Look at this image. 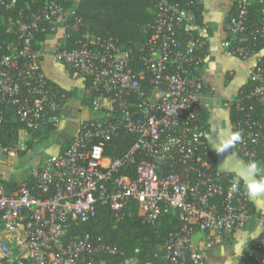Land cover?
<instances>
[{
	"label": "built area",
	"instance_id": "1",
	"mask_svg": "<svg viewBox=\"0 0 264 264\" xmlns=\"http://www.w3.org/2000/svg\"><path fill=\"white\" fill-rule=\"evenodd\" d=\"M17 3L0 0V7L11 10ZM251 5L252 0H233L223 23L231 36L227 53L242 60L252 55L248 35L264 31V16L259 27L249 29ZM199 7V0H156L154 20L134 48L83 31L78 10L55 0L21 8L7 19L9 38L0 43V130L8 114L27 132L58 127L67 93L44 74L46 56L86 80L83 94L96 116L80 119L64 149L32 167L16 186L7 187L0 174V264H106V257L122 255L101 237L70 233L72 223L90 219L98 206L120 219L124 206L136 203L147 225L178 214L180 227L143 264H207L218 235L254 217L243 180L214 167L206 139ZM58 32L61 46L44 45ZM248 82L235 102L231 125L242 139L234 148L263 170L264 120L252 112L264 107V56L250 68ZM231 103L226 102L229 108ZM126 136L132 142L122 156L106 153L111 139ZM17 151L0 144V157ZM257 218L264 229V214ZM197 232L206 234L195 243ZM122 264L140 263L129 256ZM235 264H264V230Z\"/></svg>",
	"mask_w": 264,
	"mask_h": 264
},
{
	"label": "crops",
	"instance_id": "2",
	"mask_svg": "<svg viewBox=\"0 0 264 264\" xmlns=\"http://www.w3.org/2000/svg\"><path fill=\"white\" fill-rule=\"evenodd\" d=\"M199 1L201 18L196 33L203 40L202 51L205 56L200 76L204 86L205 110L202 122L206 139L215 154V168L238 174L246 189L247 183L264 179V169L251 176L247 162L237 154L234 146L223 152H218L216 148L223 137L233 132L226 102L234 100L241 87L247 84L249 70L264 56V48L246 60L228 54L225 42L231 36L224 30L223 23L233 11V0ZM45 44L52 47L61 46L62 32L47 36ZM42 70L52 84L68 93L61 108V120L56 129L38 139H33L25 130H18V149H25V142L32 143L24 155L0 157V174L9 188L28 177L30 169L40 166L47 156L61 152L76 134L80 119L96 116L84 97V84L79 77L47 56L43 58ZM8 117L15 120L12 114H8ZM246 196L254 217L241 229L218 235L210 250L207 264H235L244 247L262 234L264 229L257 216L264 214V193L252 196L246 190ZM205 234L197 232L193 241H200Z\"/></svg>",
	"mask_w": 264,
	"mask_h": 264
},
{
	"label": "trees",
	"instance_id": "3",
	"mask_svg": "<svg viewBox=\"0 0 264 264\" xmlns=\"http://www.w3.org/2000/svg\"><path fill=\"white\" fill-rule=\"evenodd\" d=\"M63 7H75L82 17V30L88 31L93 36L111 38L116 44L124 48H134L140 44L146 36L145 30L153 22L155 17L154 4L156 0H55ZM185 2L186 0H182ZM263 1V0H262ZM42 0H18L15 8L5 10L0 7V43L9 38L7 33V19L14 17L21 8H38ZM233 12V11H232ZM197 22L201 18V6L195 10ZM264 16V5L259 0H252L250 12L247 17V25L250 30L261 25ZM181 33L185 31L180 30ZM187 36L184 35L183 38ZM249 51L253 54L264 48V31L255 37L248 35ZM261 59V58H260ZM83 84L87 85L86 80ZM250 85L241 87L240 93L249 89ZM68 94V93H67ZM236 98L232 100L229 108L231 123L236 117L235 110ZM204 114V113H203ZM202 114V118L204 115ZM258 119L264 120V107L257 106L252 112ZM22 126L16 121L6 120L0 130V144L17 146L18 130ZM48 132H29L33 139H38ZM132 137L113 138L108 142L106 153L113 156H122L130 146ZM31 142L26 143V148L18 149V155H24ZM238 154V153H237ZM215 167V166H214ZM213 167V168H214ZM258 170V169H257ZM259 174V170L256 172ZM142 213L136 203H128L123 208V216L117 219L112 210L106 206H98L96 214L86 221L72 223L71 234L90 233L92 236L101 237L104 241L115 245L122 255L108 256L105 258L106 264H122L125 257L136 256L140 264L152 260L154 254L159 252L164 240L171 231L178 229L181 225L179 216L175 212L159 218L155 225L141 223ZM144 240L146 247L139 253L134 254L135 244ZM153 246L159 247L151 249ZM148 249V250H147ZM151 249V250H149Z\"/></svg>",
	"mask_w": 264,
	"mask_h": 264
},
{
	"label": "clouds",
	"instance_id": "4",
	"mask_svg": "<svg viewBox=\"0 0 264 264\" xmlns=\"http://www.w3.org/2000/svg\"><path fill=\"white\" fill-rule=\"evenodd\" d=\"M242 139L241 134L239 131L232 132L227 134L225 137L222 138L221 142L218 144L216 150L218 152H223L229 147H233L237 142ZM248 173L251 176H254L257 172V164L256 163H249L248 166ZM233 187L235 188L236 185L234 184ZM246 190L252 196H257L261 193H264V179L260 181H251L246 184Z\"/></svg>",
	"mask_w": 264,
	"mask_h": 264
},
{
	"label": "rangeland",
	"instance_id": "5",
	"mask_svg": "<svg viewBox=\"0 0 264 264\" xmlns=\"http://www.w3.org/2000/svg\"><path fill=\"white\" fill-rule=\"evenodd\" d=\"M18 139H19V134H18ZM25 146H26V142H25ZM145 247H146L145 241L141 240V242H139V243L134 245V247H133L134 254H139ZM156 248L159 249V247H156V246H153L151 249L153 250V249H156ZM151 249H149V250H151Z\"/></svg>",
	"mask_w": 264,
	"mask_h": 264
},
{
	"label": "water",
	"instance_id": "6",
	"mask_svg": "<svg viewBox=\"0 0 264 264\" xmlns=\"http://www.w3.org/2000/svg\"><path fill=\"white\" fill-rule=\"evenodd\" d=\"M79 94H80V95L82 94V90H80Z\"/></svg>",
	"mask_w": 264,
	"mask_h": 264
}]
</instances>
